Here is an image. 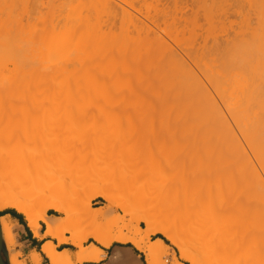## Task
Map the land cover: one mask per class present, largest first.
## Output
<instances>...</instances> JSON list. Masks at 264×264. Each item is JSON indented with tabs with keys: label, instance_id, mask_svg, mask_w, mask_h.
Listing matches in <instances>:
<instances>
[{
	"label": "bare ground",
	"instance_id": "bare-ground-1",
	"mask_svg": "<svg viewBox=\"0 0 264 264\" xmlns=\"http://www.w3.org/2000/svg\"><path fill=\"white\" fill-rule=\"evenodd\" d=\"M116 1L88 0L104 10L106 20L80 23L85 29L77 23H59L60 28L0 24V211L18 210L38 238L78 247L77 263L103 259L98 245L85 247L93 239L105 248L131 243L148 264H163L166 245L162 239L152 241L162 234L192 264H264V246L254 251L257 240H264V219L253 207L246 214L251 234L240 242L236 236L243 203L251 204L256 190L264 197V156L253 162L235 129L242 107L264 108V0H245L248 13L253 11L250 16L245 8L242 12L245 31L240 27L242 34L234 31L235 39L222 41L227 49L216 44L208 50L205 44L206 52L199 48L202 55L193 48L185 55L180 44L181 54L158 21L147 24L124 7L131 1L124 6ZM229 3L224 0L220 12L210 11L213 28L227 23H220L222 18L233 22L228 7L236 1ZM247 109V119L257 114ZM130 121L127 133L140 142L132 166L122 152V124ZM247 132L246 141L264 138L261 129ZM154 133L169 139L157 148L174 164L167 190L155 183L157 172L147 160ZM175 135L184 139L177 150L170 142ZM240 155L246 170L237 169ZM71 185L88 192L79 197L77 227L70 226L73 211L59 201L38 214L36 203ZM97 197L105 207L92 208ZM49 209L65 218L49 217ZM117 209L124 215L110 217ZM107 220L125 224L116 231L105 227ZM258 224L261 233L254 235ZM63 228L73 236L59 235ZM16 238L15 226L0 217V264H27L15 253ZM42 252L50 264H75L71 253L59 252L53 242ZM29 262L41 264V254L32 252Z\"/></svg>",
	"mask_w": 264,
	"mask_h": 264
},
{
	"label": "rangeland",
	"instance_id": "rangeland-1",
	"mask_svg": "<svg viewBox=\"0 0 264 264\" xmlns=\"http://www.w3.org/2000/svg\"><path fill=\"white\" fill-rule=\"evenodd\" d=\"M71 1H73V2H71ZM111 1H116V0H111ZM122 1H119L118 4L126 5L124 2L128 3L129 1H131V2H129V4H127V7L124 5L123 6L126 9H129L128 11H131V13H133L132 11H134L135 13H133V14L138 16V18H140V20L142 17H144V18L146 17L145 20H144V18H142L143 22L148 20L147 22H145L148 24V23H153V20H155L156 22L158 21V23L161 25V27L167 32L166 33V32L161 31V34L166 33V34H163V36H165V35L168 36V37L165 36L167 38V39L166 38L165 39L168 41V43L170 42V44L173 45L174 48H175V45H176V47H179V45L181 44L183 47H185L186 50L184 49L185 50L184 51L183 47H179V48H177V50L181 49L179 52L184 51V53H185L189 49L187 54L188 53H190V54H188V55H192L191 52H193V50L199 51V48L202 49L201 50L202 52H206L207 49L206 48L204 49L202 47V46L205 47V44H207V46L209 47L208 48L206 46L208 48V50H210L211 46H212V48L215 47V49H216V44L221 45L222 41L225 40L227 42L228 40H226V39H229L230 37L231 38L233 37L232 40L235 39L237 37V36H235L236 33L242 34V32L245 31L244 24H245V27H247V24L244 22V20L242 18V16H244V15H242V12L244 14V8H245L246 9L245 13H248L249 5H247V4H249V3H247V2L249 0H247V2L245 0H244V2L242 0H235L236 1V3L234 1L235 5H234V3L232 4L233 0H231V3H229V5H234V6L228 7V9H229L228 13H229V15L231 14L230 18H231V22L232 21L233 22L230 23V22H228L222 18L223 21H221L220 23L225 21L229 24L224 23L225 25H221L222 27L218 26V27H216V29L212 27L213 23L212 24L210 23L212 21L210 17L209 18L211 21L209 22L208 15L210 14V11H212V10L216 9V12H217L218 11L217 8H219L223 5V4L221 5V3L224 0L223 1H221V0H126V1H124V0H122ZM87 2H88V0H85V1L84 0H0V24L2 26H4L5 24H7V25L8 24H22L23 25V24L28 23L29 27H30L29 23H31V25L36 26V27L37 26L39 27L40 25L41 26L45 25L44 27H46L48 25L49 27H51L50 25L55 26V24H58V26L60 28L59 23L61 24V27H62V24H64V25L70 24L73 26V24L77 23V27H78V24H80V23L87 24V25L89 24V26H90L93 24L105 22L106 17L103 13L104 10L100 6H96V7L92 6L91 7L90 5L87 4ZM228 2H230V0H228ZM115 3H117V1ZM243 3H245V4H243ZM131 4L136 9L131 10L132 9ZM236 5H238L239 7ZM242 6H243V8H242ZM237 7L238 8L241 7L240 11L238 10ZM137 9L139 11L141 10L140 12L142 13V16H140L141 13ZM87 10L92 11V13H91L92 15L85 16V14H87ZM136 10L138 11V13H136ZM181 10H183V11H181ZM235 10H238L241 14L239 13V15H238L237 14L238 12H236ZM213 12H212V14H213ZM216 12H215V14H216ZM218 12H220V11H218ZM250 12L247 14L248 16H250L249 14L253 15L252 14L253 11L251 13ZM247 15L245 14V16H247ZM213 17H216V16H212V18ZM227 18H228V16L225 19H227ZM241 19L243 20V22H241ZM214 20H216V18ZM217 20H220V17ZM117 21L119 22L120 20H117ZM218 22L219 21H217V23ZM239 23L241 25L238 26ZM80 26H84L82 28L85 29L86 25L80 24ZM74 27H75V25H74ZM66 28H65V30L63 28V31L66 32L68 29V28L67 29ZM87 28H88V26H87ZM162 28H161V30H162ZM218 28H221V29L223 28L222 29L223 32H221L222 30L218 29ZM237 28L238 29L240 28L242 30V32L240 29H239L240 31L235 30ZM69 30H70V27H69ZM207 30L210 33L209 39H205L206 33L208 32ZM234 31H237V32L235 33ZM68 32L69 31H67V33ZM169 33L172 35L171 38L173 40H171V38L168 39L170 36V35H168ZM216 36L219 38L218 40H217ZM173 37H177L180 40V42H179V40H177V38L175 39ZM212 38H213V40H215V42L221 41V43L216 42L215 44H213V42H212L213 40H211ZM174 40H176V44H175ZM177 41L179 42L178 44H177ZM173 42L175 45L172 44ZM224 43L225 42H223V44ZM227 43H226V45H227ZM212 44L215 46H213ZM223 44L221 46L224 48H226L228 46L227 45L225 47V44L224 45ZM196 46L198 49L195 48ZM222 47H221V49H222ZM192 48H193V50H192ZM224 48L222 50H224ZM215 49L213 48L212 50H215ZM203 50H205V51H203ZM194 52L197 53L196 51H194ZM182 53L183 52H181V54ZM199 53H200V51H199ZM198 54H197V56H198ZM214 54L215 55H212V57L216 56L218 53H214ZM185 55H186V53H185ZM200 55H202V54L200 53ZM207 62H209V61L207 60ZM244 108L242 107L241 110L239 111L240 113H238V115H237L238 116L237 125H239V126H237L235 129H236V132H238L239 138H241L240 139L241 142H243L242 144H245L244 145L245 150L248 147L246 152L247 153L249 152L250 154L252 152L251 156L248 153L249 157L250 158L252 157L251 160L253 162L257 163L256 159L261 160L264 156V138L261 141H258L259 139H253V141L252 140L246 141L247 140L246 136H247V134H249L247 132L248 129H250V130H254V128H258V130L261 129V134H262V131H264V126H262V125H264V108L263 109L262 108L261 109L260 108H252L251 110H253L254 112H250L251 110L245 108V110L246 109L249 110L250 113H255L257 111V114H258V115L255 114L251 117L248 115V119L245 117L246 111L244 110ZM249 112L247 114H249ZM242 113H243V115H241ZM249 117H250V119H249ZM131 122H133V121L125 122L122 124V129H123L124 138H125L124 142L122 144V152H123L126 164H128V165L131 164V166H132L135 164V160H136L135 157H136V154L138 153L137 151H138V147H139L140 142L135 138H130V136L127 133L128 128H129V123H131ZM238 129H241V130H238ZM245 129H247L246 130L247 133L244 132ZM251 132L253 133V131H251ZM149 138H150L149 140L151 142V146H150L151 151H150L149 156L147 157V160L151 163L152 166L155 167V171L157 172V178L155 180V183L159 184L164 190H167V186H168L170 177H171L173 170H174V164H172L173 162L169 161V159H168L169 154L167 155V154H165V152H161L160 150L159 151L157 150L158 146L165 143V139H167V138L160 135L159 133H154L153 135L149 136ZM167 140H169V139H167ZM170 142L172 144L173 143L175 144V150H177V148L183 144L184 139L178 135H175L173 138V141L171 140ZM170 142L168 144H170ZM255 152L257 153V155ZM258 152H260V153H258ZM98 156L103 157L102 154H99ZM241 157H242V155H240L237 158V165H238L237 169L243 170V168L245 167L244 169L246 170L245 165H247V163H246V161H244L245 159L243 157L242 158ZM241 174H242V172L241 173L238 172V174L236 175V179H237L236 182H238L237 183L238 186H240L243 182V181H241L242 180ZM82 187H83L82 185H78V186H75V189L73 190V186L71 185L69 191L49 195L46 198H44L42 201L36 203L34 208L38 212V214L41 216L43 214L44 209L46 208V204H48L52 201H59L63 205H66L69 209H71L73 211V214H74L72 217L73 221L71 220L72 223L70 224V226L73 225L72 227H74V226L77 227L78 226V217H79L78 210L80 208L79 197L83 196V195L84 196L88 195L87 191L85 193L80 192ZM256 191L254 192V193H256L255 200L249 205L247 202H244L242 205L243 211L239 212V214H238V219H237V224H236V226H237L236 227V236H237L238 242L242 241L241 238L243 235L251 234L250 229H249V225L247 223V218H246L247 210L249 207H253L256 210V212L258 213V215L264 219V197L261 194L258 195ZM91 206L93 209H101V208L106 206V202L104 201L103 198L97 197L91 201ZM9 210H15L18 214H20L22 216L21 221L25 227H28V223L25 219V216L22 215L18 210L14 209V208H7L5 210L0 211V217L6 218L7 220L9 219L10 222L13 224V226H15V230L17 232L16 241H17V248H18V249H16L15 253H18L17 254L18 259L22 260V261L25 260V261H27V264H31L29 262V256L31 255V253L27 254L25 246H24L22 239H21V235H20L21 231L23 230L22 226H20L17 222L12 221L7 216L8 214H6V212ZM114 213L110 217L113 218L114 216H117V215H119V216L124 215V212L121 209H117ZM48 216L53 217V218H60L61 220H63L65 218V216L63 214L58 213L57 211H55L53 209L48 210ZM130 219H131V217L128 216L126 218L125 223H128ZM163 220H164V218H163ZM158 221H160V218L158 219ZM16 223H17V225H15ZM105 223H106L105 224L106 228H109V229L115 228L116 231L119 229L118 226L120 227V226H123L125 224L123 222H120L118 225L117 223L113 222V220H107ZM40 224L42 227L41 232L44 233L46 230V224L43 220L40 221ZM140 227L145 228L146 224L144 222H141ZM64 229H66V228H63L61 231H59V235H64L67 238H70L73 236V234H71V233L64 232L65 231ZM260 233H261V227L258 224V226L255 228L254 235H258ZM159 236H163L165 238V240L164 239H162V240L164 241V243L166 245V249H167V252H166L167 255L163 258V262H164L163 264H176V263L192 264L190 261H188L187 259H185L181 255V252H180V249L178 248V246H176L171 240L166 238L164 235L157 234V235L152 237V241H155L157 239H161V238H159ZM91 244H96V245L100 246L93 239L88 240L87 242H85L84 245L86 246V245H91ZM115 244L126 245V246L133 248V250H135L137 252V254L140 256L143 264H148L145 254L142 251H140L138 248H136L133 244H131V243L123 244V243H118V242ZM256 244L257 245L254 248V251H257V250H260L263 248L262 246H264V240L263 241L257 240ZM243 259H245V257H243ZM47 260H48L47 257L45 258L41 255V264H49L47 262Z\"/></svg>",
	"mask_w": 264,
	"mask_h": 264
},
{
	"label": "crops",
	"instance_id": "crops-1",
	"mask_svg": "<svg viewBox=\"0 0 264 264\" xmlns=\"http://www.w3.org/2000/svg\"><path fill=\"white\" fill-rule=\"evenodd\" d=\"M7 216L12 221L17 222L18 224H20V226H22L23 230L21 231L20 235L27 254L37 251L46 258V256L42 252V248L46 243L53 242L57 246L59 252H70L72 255V260L75 264H143L140 256L135 250H133V248L115 243L109 248L99 246L100 249L104 252V256L102 257L103 259L101 261L77 263L76 254L80 250L78 247L74 246L71 243L60 244L58 240L51 237L45 239L38 238L30 228L25 227L22 224L20 218L13 217L10 214H8ZM85 247L88 248L90 247V245H86ZM47 262L50 264L49 260H47Z\"/></svg>",
	"mask_w": 264,
	"mask_h": 264
},
{
	"label": "trees",
	"instance_id": "trees-1",
	"mask_svg": "<svg viewBox=\"0 0 264 264\" xmlns=\"http://www.w3.org/2000/svg\"><path fill=\"white\" fill-rule=\"evenodd\" d=\"M6 214H10V215H12L13 217H16V218H20V219H22V216H21L20 214H18L15 210H9V211L6 212ZM159 238L165 240V238H164L163 236H159Z\"/></svg>",
	"mask_w": 264,
	"mask_h": 264
}]
</instances>
